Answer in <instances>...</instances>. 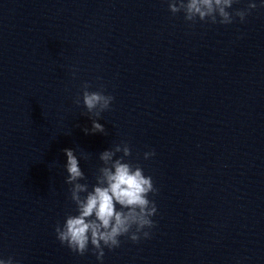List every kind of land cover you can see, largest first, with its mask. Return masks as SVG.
Returning <instances> with one entry per match:
<instances>
[{
	"label": "water",
	"instance_id": "obj_1",
	"mask_svg": "<svg viewBox=\"0 0 264 264\" xmlns=\"http://www.w3.org/2000/svg\"><path fill=\"white\" fill-rule=\"evenodd\" d=\"M85 81L115 98L98 121L106 135L83 131L90 114L74 100ZM122 141L158 189L156 227L138 243L121 237L101 262L91 245L80 256L56 238L76 214L63 150H75L91 189L99 154ZM9 256L264 264V8L243 23L190 25L168 0H0V258Z\"/></svg>",
	"mask_w": 264,
	"mask_h": 264
},
{
	"label": "clouds",
	"instance_id": "obj_2",
	"mask_svg": "<svg viewBox=\"0 0 264 264\" xmlns=\"http://www.w3.org/2000/svg\"><path fill=\"white\" fill-rule=\"evenodd\" d=\"M239 0H168V9L173 14H184V20L194 25L197 21L210 24L230 25L237 18L243 23L246 17L258 7L264 8V0L257 5L249 0L247 7L233 9ZM229 9H233L229 11ZM92 85L85 81L81 84V94L74 100L81 101L92 122L91 128H84L85 134H107L99 123L102 113L110 110L113 100L111 94H105L103 86L90 91ZM92 117H95L93 119ZM67 162L65 183L70 185V199L75 205L76 214H68L63 224L57 223L55 234L57 240L80 256L89 251L98 261H103L104 249L114 250L121 245V237L138 243L141 239L151 238V230L156 227L152 219L157 214V205L149 196L156 195L151 176L144 174L139 164L125 160L132 155L127 142L115 144L99 154L102 162L95 177L96 183L89 188L85 172L79 166V158L72 148L63 150ZM118 153H122L117 157ZM154 149L143 153L145 160L154 157ZM80 181H85L81 183ZM0 264H19L14 257L0 258Z\"/></svg>",
	"mask_w": 264,
	"mask_h": 264
}]
</instances>
